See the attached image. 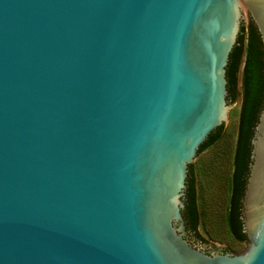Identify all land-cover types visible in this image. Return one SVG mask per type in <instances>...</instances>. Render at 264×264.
<instances>
[{
	"label": "water",
	"instance_id": "obj_1",
	"mask_svg": "<svg viewBox=\"0 0 264 264\" xmlns=\"http://www.w3.org/2000/svg\"><path fill=\"white\" fill-rule=\"evenodd\" d=\"M249 21L264 49V0H0V264H264V101L246 248L182 215Z\"/></svg>",
	"mask_w": 264,
	"mask_h": 264
},
{
	"label": "trees",
	"instance_id": "obj_2",
	"mask_svg": "<svg viewBox=\"0 0 264 264\" xmlns=\"http://www.w3.org/2000/svg\"><path fill=\"white\" fill-rule=\"evenodd\" d=\"M243 59L241 72V105L238 114L236 139L233 146L227 144L223 156L230 167L227 178L228 199L224 213L225 232L236 240L246 242L242 221V199L249 173L251 136L257 122L258 113L264 101V49L256 27L249 21L242 24L237 42L229 54L226 66L227 99L231 103L237 98L238 68ZM224 133V124L212 130L206 140L199 146L196 159L188 165L186 189L184 194V209L182 215L186 227L201 241H206L199 233L204 229V218L207 217L202 181L199 176L204 174L208 166L201 162L203 152L215 147ZM216 163L209 166L212 170L218 167ZM215 160V159H211ZM210 239H217V231H208ZM230 250L225 248V251Z\"/></svg>",
	"mask_w": 264,
	"mask_h": 264
},
{
	"label": "rangeland",
	"instance_id": "obj_3",
	"mask_svg": "<svg viewBox=\"0 0 264 264\" xmlns=\"http://www.w3.org/2000/svg\"><path fill=\"white\" fill-rule=\"evenodd\" d=\"M243 67V59L238 68L237 76V98L229 103L228 109V119L224 124V133L221 137L218 144L211 149L209 148L202 154L201 162L203 165L208 166L204 171V174H201L198 178L202 181L204 201H205V210L207 212V217L204 218V229L199 228V233L206 239V241H199L200 243L212 247L218 248L214 245V242H220L223 244L222 249L229 248L233 252H240L246 248L247 242L236 240L233 237L227 235L225 232V223H224V213L225 207L228 199V190H227V178L225 176L230 173V167L227 164L224 158H221L223 154L224 147L229 144L234 145L236 139V131L238 126V114L241 105V94H240V85H241V72ZM218 167L214 170L210 168V164L216 163ZM217 157V158H216ZM196 159V158H195ZM194 159V161H195ZM215 159V160H211ZM217 231V239H210L208 231Z\"/></svg>",
	"mask_w": 264,
	"mask_h": 264
},
{
	"label": "flooded vegetation",
	"instance_id": "obj_4",
	"mask_svg": "<svg viewBox=\"0 0 264 264\" xmlns=\"http://www.w3.org/2000/svg\"><path fill=\"white\" fill-rule=\"evenodd\" d=\"M186 225V224H185ZM186 230H187V238L189 239L190 242L192 243H196L198 244L199 241H201L199 238H197L193 233L192 231H190L187 227H186ZM205 251H210L211 249L210 248H204ZM222 251H225V249H222Z\"/></svg>",
	"mask_w": 264,
	"mask_h": 264
}]
</instances>
